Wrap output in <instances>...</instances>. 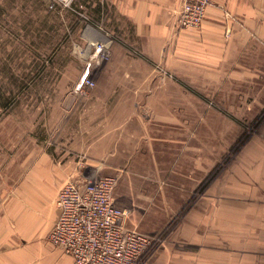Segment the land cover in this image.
Segmentation results:
<instances>
[{
  "label": "rangeland",
  "instance_id": "rangeland-1",
  "mask_svg": "<svg viewBox=\"0 0 264 264\" xmlns=\"http://www.w3.org/2000/svg\"><path fill=\"white\" fill-rule=\"evenodd\" d=\"M83 11L79 0H0V206L46 198L39 167L58 165L64 185L116 177L126 226L152 239L137 264L190 260L215 243L182 239L192 217L264 205V78L145 61Z\"/></svg>",
  "mask_w": 264,
  "mask_h": 264
},
{
  "label": "crops",
  "instance_id": "crops-1",
  "mask_svg": "<svg viewBox=\"0 0 264 264\" xmlns=\"http://www.w3.org/2000/svg\"><path fill=\"white\" fill-rule=\"evenodd\" d=\"M211 2L201 28L190 30L177 27L182 0H79V7L88 25L103 24L125 35L145 61L191 66L214 78L227 71L241 81L263 79L264 0ZM41 171L52 184L46 198L39 190L32 205L0 206V264H73L48 240L67 174L54 164ZM217 212V219L201 226L191 218L182 239L189 235L199 246L201 233L215 243L201 252L192 248L190 260H182L181 251L180 264H264V205H222Z\"/></svg>",
  "mask_w": 264,
  "mask_h": 264
},
{
  "label": "built area",
  "instance_id": "built-area-1",
  "mask_svg": "<svg viewBox=\"0 0 264 264\" xmlns=\"http://www.w3.org/2000/svg\"><path fill=\"white\" fill-rule=\"evenodd\" d=\"M71 9L75 0H54ZM210 0H184L179 29L200 27ZM89 71L77 90L89 85ZM116 177L69 181L57 194L59 217L49 242L73 259V264H137L152 239L126 226L127 211L115 205Z\"/></svg>",
  "mask_w": 264,
  "mask_h": 264
}]
</instances>
